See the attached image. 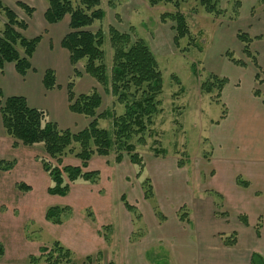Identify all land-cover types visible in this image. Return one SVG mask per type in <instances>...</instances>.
I'll return each instance as SVG.
<instances>
[{
    "label": "rangeland",
    "instance_id": "rangeland-1",
    "mask_svg": "<svg viewBox=\"0 0 264 264\" xmlns=\"http://www.w3.org/2000/svg\"><path fill=\"white\" fill-rule=\"evenodd\" d=\"M173 2H178V10L188 25L187 35L178 41L177 46L173 42L175 21L170 17L161 19V15H172L176 11ZM71 3L74 8L79 5L78 0H71ZM99 7L104 13L103 18L95 21L90 30H102L107 75H110L113 55L110 27L118 32H129L132 40L141 38L153 53L157 68L162 73V91L157 96L159 111L154 114L150 131L144 136L145 143H137L133 139L134 153L142 158L143 165H133L129 154H124L120 162L115 161L113 152L104 157L94 155L87 170L99 171L96 183L75 181L66 196L53 195L47 190L51 182L40 159H47L53 165L55 160L45 155L42 144H18L13 147L12 138L2 131L0 264H29L32 256L40 255V260L46 264L44 259L48 251L39 249L51 248L56 241L70 250L74 261L89 255L90 260L95 259L96 253L93 252H97L98 244L94 234L99 227L111 224L115 215L127 211L120 200L122 195L130 201H138L135 206L142 217L136 220L132 215L133 222L137 221L133 233L142 237L144 229L149 233L154 229L158 238L166 239L167 232L156 224L153 206L172 221L175 215L178 217V212H189L188 206L180 201L185 188L182 186V194L176 184L177 175L181 182L184 180L183 165L194 171L196 181L199 182V178L200 182L204 181L206 186L202 188L199 184L200 189L215 186L222 190L223 198L217 193H212L210 197L215 207L221 204V210L226 211L231 221L236 220L239 213H245L242 215L247 216L251 225L259 217L264 221V188L261 181L264 170V100L254 98H264V3L240 0L236 7L235 0H220L219 15L206 12L199 0H162L155 5H150L148 0H100ZM237 32L245 38L239 39ZM53 51L56 53L55 47ZM43 58L38 54L34 56L37 69L54 62L47 60L43 63ZM57 66L58 80L62 81L67 70L63 69L61 60ZM77 69L84 70V61L76 65ZM213 77L224 79L221 93L227 102L230 98L234 107L246 105L241 121L237 120L230 103H224L215 85H211L213 88L209 93L205 91V81H213ZM73 82L76 85L74 89L78 86L82 89L83 84H89L85 79H76V75ZM96 88L103 99L99 112L112 108L116 113L123 111L122 104H112V95L105 93L102 86L97 84ZM233 96L239 99L238 103ZM47 119H50L49 114ZM98 122L101 127L111 130L110 118H101ZM70 130L75 128L71 126ZM227 135L247 137L249 157L238 161L219 158L214 138H225ZM62 159L64 165L79 164V160L71 154ZM6 165L8 168H4ZM216 170L219 174L214 176ZM234 177L242 186L243 182L250 184L245 193L242 189L235 190ZM147 180L153 186L151 201L155 200L154 203L142 201V196L145 199L143 186ZM21 184L29 186V190L20 188ZM146 186L151 189L147 183ZM200 189L192 190L193 196L198 195ZM257 189L262 190L260 197L256 196ZM244 194L249 197L244 199ZM194 204L193 201V214ZM51 206L67 208L61 224L45 220V213ZM165 220H161L160 224ZM188 225L189 229L194 228L192 222ZM181 229L184 228L173 225L169 230ZM255 242L247 240L250 246ZM237 249L232 253L235 254ZM245 261L247 264L248 258ZM255 262L254 255L251 263ZM251 263L249 261L248 264ZM160 264H166V261Z\"/></svg>",
    "mask_w": 264,
    "mask_h": 264
},
{
    "label": "trees",
    "instance_id": "trees-1",
    "mask_svg": "<svg viewBox=\"0 0 264 264\" xmlns=\"http://www.w3.org/2000/svg\"><path fill=\"white\" fill-rule=\"evenodd\" d=\"M47 9L44 13L48 23L60 21L69 15V32L63 37L61 45L69 54V62L73 67V75H79L76 65L84 61L83 72L92 77L105 93L112 95L114 106L123 105V111L116 113L115 109L99 112L103 99L101 94L93 90L90 93H75L73 80L67 83V95L69 109L73 113L81 114L89 118L87 125L80 131L73 132L68 128L47 119L44 110L28 105L22 96L4 97L0 90V118L4 134L13 139L12 146L22 144L33 146L42 144L45 155L55 160L53 165L47 159H40L42 168L48 173L51 185L47 188L53 195L66 196L69 193L71 183L75 181H86L96 183L99 179L98 170H87L89 162L94 155L108 156L115 154V161L120 162L124 154L128 155L131 163L142 167L143 160L134 153L136 142L145 143L144 136L150 131L154 114L159 111V99L157 96L162 91V73L157 68L156 59L141 38L132 40L129 32H118L110 27V44L113 48L110 75L104 63L103 33L101 29H92L95 21H101L103 11L99 7L100 0H78L79 5L75 8L71 0H45ZM162 0H148L150 5H155ZM172 2L173 0H166ZM264 3V0H258ZM206 12L220 14L218 4L220 0H199ZM177 8L172 15L163 14L161 19L170 17L175 21L173 29L175 34L173 42L175 46L178 41L187 35V23L184 15L178 10V2H173ZM240 0H235L238 7ZM20 7L29 16L33 8L22 1H18ZM0 17L4 19L3 29L0 32V71L6 62L14 63L16 71L24 76L31 68V57L40 40V36L26 38L22 31L26 29L27 22L20 19L15 11L0 0ZM237 37L245 38L242 33L237 32ZM244 52V51H243ZM234 63L233 59H231ZM258 77V75H256ZM206 92L209 93L215 85L221 93L224 79L213 77V81H205ZM43 84L45 88L51 89L56 85L55 73L47 69L44 72ZM203 86V87H204ZM211 86V87H210ZM255 94H258L255 91ZM219 95V93H218ZM220 97V95H219ZM111 119V130L101 127L98 120L101 118ZM78 148V149H76ZM156 152H159L157 150ZM71 154L79 160L78 165L63 164V157ZM4 168H8L6 165ZM146 183L150 186L147 188ZM243 185H246L243 182ZM20 188L29 190L25 184ZM144 198L152 200L153 186L150 180L143 186ZM120 200L125 209L133 215V218H141L135 206L128 203L125 195ZM152 203L155 202L151 201ZM155 213L160 218L161 211L153 206ZM67 208L51 206L45 213V219L53 224H61ZM183 211L179 212V218H185ZM88 217L93 221L92 215ZM243 219V218H241ZM246 222V220H244ZM104 228V227H102ZM106 238V237H105ZM39 251L47 252L46 264H68L72 261V253L59 242H54L51 248L41 247ZM0 249V253H1ZM52 253V254H51ZM51 254V257H50ZM40 256H32L30 262L35 263L41 259Z\"/></svg>",
    "mask_w": 264,
    "mask_h": 264
},
{
    "label": "crops",
    "instance_id": "crops-1",
    "mask_svg": "<svg viewBox=\"0 0 264 264\" xmlns=\"http://www.w3.org/2000/svg\"><path fill=\"white\" fill-rule=\"evenodd\" d=\"M1 1L12 8L20 19L26 20L27 27L22 31L24 37L29 39L40 36V40L30 60L31 68L27 70L24 76L16 71L14 63L6 62L4 64L3 70L0 71V90L3 96H22L26 99L29 106L44 110L49 114L50 119L56 122L59 127L70 129L72 126L75 128L73 132L80 131L87 125L89 118L73 113L69 109L66 86L71 79L73 80L74 75L73 67L69 62V54L61 45L67 29L69 30V16H64L58 22L48 23L44 17L47 9V2L45 0ZM18 1H22L33 8L32 14L26 16L25 12L17 6ZM0 24H2L0 28L1 32L4 24L2 17H0ZM54 47L56 53L53 51ZM37 54L39 57H44L43 63L47 60H54V62L51 65L47 64L42 66L41 69H37L33 61L34 56ZM60 60L63 69L67 70L62 81L58 80L57 76V63ZM47 69L55 71L56 74V85L51 89L45 88L43 84L44 72ZM77 71L79 75H76V79H85L89 84L86 86L83 84L82 89L78 86L77 89H74L75 93H90L93 90H98L96 88L98 83L92 77L81 70L77 69ZM73 86H76L74 82ZM233 97L236 99V103H238L239 99L236 96ZM222 98L225 100L224 103H230L232 110L237 114V120L241 121L242 115H244L246 110V105L241 104L240 107H234L230 98L229 102L226 101L225 95H222ZM254 98L264 100L260 96H255ZM112 104L114 105L113 98ZM226 117H228V114H226ZM2 131L0 123V136H4V131ZM214 141L218 145L217 156L219 158H225L228 161H238L246 159L250 155L247 137L227 135L225 138L215 137ZM183 168L184 180L181 182L180 176L177 175L176 184L178 185L177 190L182 194H184L182 188H185V194L180 201L188 206L189 212L183 211L186 215L183 220L179 218L178 212V217L175 215L173 221L162 212L163 218H160L161 215L158 216L154 213L156 224H159L167 232V235L165 234L166 239L158 238V234L154 232V229L151 233L147 229H144L142 237L141 235L134 234V226H137V221L133 222L132 214L124 211L115 215L111 224L101 229L99 227V231H96V234H94L98 244L97 252H93L96 253L95 259L90 260L89 255L81 257L80 261H74L75 259H73L68 264H160L163 260L166 261V264H246L245 259L248 258V263L249 261L251 263L254 255L256 256L254 264H264V242H262L264 240L263 219L259 217L257 222L251 225L248 222L247 216L242 215L245 213H239L240 215L237 219L231 221L229 216L226 215V211L221 210V204L215 207L214 201L210 197L212 193H217L223 198L222 190H218L215 186H212L210 189H200V185L202 188L206 186L203 183L204 181L200 182V178L199 182L196 181L194 171H190L184 165ZM218 172L216 170L214 176L219 174ZM262 175L263 179L261 181L264 188V170L262 171ZM246 185L242 186L238 184L237 179L234 177L233 186L235 190L242 189L245 193L250 184ZM196 189H200L201 192L193 196L191 191ZM255 191L256 196L260 197L262 190L257 189ZM248 197V194H244L243 198L247 199ZM126 200L133 206L137 205L138 202L137 200L130 201L127 198ZM142 201L151 203L150 200L143 199V196ZM193 201L195 202L194 214L192 213ZM137 211L139 212L138 208ZM140 216L142 217L141 214ZM161 220L165 221L160 224ZM191 222L194 227L192 230L187 227ZM173 225H175V228L181 226L184 229L170 232V226ZM137 232L139 234V230ZM248 239L256 242L250 246L247 243ZM236 248L239 249L235 251V254L232 253ZM82 258H86V260L84 261ZM24 264L28 263L24 262ZM29 264L44 263L38 260L35 263L30 262Z\"/></svg>",
    "mask_w": 264,
    "mask_h": 264
}]
</instances>
